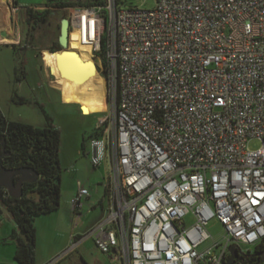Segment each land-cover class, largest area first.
<instances>
[{
	"label": "built area",
	"instance_id": "built-area-1",
	"mask_svg": "<svg viewBox=\"0 0 264 264\" xmlns=\"http://www.w3.org/2000/svg\"><path fill=\"white\" fill-rule=\"evenodd\" d=\"M47 9L65 15L68 48L77 34L90 50L115 105L106 140L92 139L89 154L99 168L109 153V203L63 255L91 239L121 264H223L231 246L244 254L239 246L259 245L264 0H155L150 10L49 0ZM88 196L79 187L70 200L77 216Z\"/></svg>",
	"mask_w": 264,
	"mask_h": 264
},
{
	"label": "rangeland",
	"instance_id": "rangeland-1",
	"mask_svg": "<svg viewBox=\"0 0 264 264\" xmlns=\"http://www.w3.org/2000/svg\"><path fill=\"white\" fill-rule=\"evenodd\" d=\"M14 1L21 7L20 11H15L16 5L13 4L14 13L18 15L19 12L14 25L20 35L10 45H0V111L9 121L36 128H43L50 123L59 135V208L35 219V264H121L99 252L91 239L84 241L73 252L63 255L69 247L70 235L83 233L99 215L98 205L102 204L106 208L109 203L105 197L103 199V187L111 177L109 153L107 152L106 159L99 168L92 166L89 156L91 140L95 139L91 134L99 126V120L106 118V126L109 128L114 124L115 105L104 72L101 74V70L95 65L98 74L105 80L106 102L102 107L90 108L77 101L63 103L56 86V77L43 64L42 55L56 42L59 36L57 27L65 15L60 13L55 17H48L45 25L36 27L28 37L24 22L25 11L21 9H38L49 4V0ZM118 4L122 8L150 10L155 6V0H118ZM108 131L105 128L99 138L106 140ZM247 146L254 151L260 147V143L252 140ZM79 187L86 188L91 196L89 201L82 202L80 217L73 213L70 203V197ZM92 203H96L97 207L91 211ZM186 223L192 224V218H187ZM14 230L16 228L11 217L1 209L0 264H16L13 259L16 243L10 240V234ZM208 230L216 240L222 234L221 226L214 221L209 223ZM239 247L242 251L253 249L249 245Z\"/></svg>",
	"mask_w": 264,
	"mask_h": 264
},
{
	"label": "trees",
	"instance_id": "trees-1",
	"mask_svg": "<svg viewBox=\"0 0 264 264\" xmlns=\"http://www.w3.org/2000/svg\"><path fill=\"white\" fill-rule=\"evenodd\" d=\"M44 7L46 9L42 11L26 8L24 22L28 37L36 27L45 25L48 17L53 14L47 9L49 4ZM47 50L59 51L58 41L56 40ZM106 125L97 127L91 136L100 137ZM82 148L84 150V142ZM2 152L7 154L1 161L5 169L29 168L38 174L36 182L22 185V196L19 199L11 198L4 189H0V214L1 209L5 210L16 228L10 234V240L16 243L13 259L16 264H35V219L59 208L61 182L59 135L50 123L43 128H36L21 122L9 121L0 111V154ZM252 250L262 252L264 240Z\"/></svg>",
	"mask_w": 264,
	"mask_h": 264
},
{
	"label": "bare ground",
	"instance_id": "bare-ground-1",
	"mask_svg": "<svg viewBox=\"0 0 264 264\" xmlns=\"http://www.w3.org/2000/svg\"><path fill=\"white\" fill-rule=\"evenodd\" d=\"M9 5V4H8ZM15 11H17L15 9ZM4 23V26H8L10 23V14L7 11L5 0H0V23ZM9 28V27H8ZM10 32V31H9ZM5 33V32H4ZM5 39V38H4ZM78 35H71V44L68 50L77 56L82 63L90 62L94 66V62L91 59L90 50L77 42ZM11 40L0 41L2 43H11ZM60 52H43L42 62L49 68L50 72L56 77V86L65 100L77 101L87 104L90 108L102 107L106 102V90L105 80L98 74L95 69L89 77L70 76L66 72L68 65L62 64L61 72L58 68V58Z\"/></svg>",
	"mask_w": 264,
	"mask_h": 264
},
{
	"label": "water",
	"instance_id": "water-1",
	"mask_svg": "<svg viewBox=\"0 0 264 264\" xmlns=\"http://www.w3.org/2000/svg\"><path fill=\"white\" fill-rule=\"evenodd\" d=\"M58 44L60 47V56L58 58V68L63 72L61 68L62 64L68 65L67 74L70 76L89 77L94 70V66L90 62L82 63L79 58L68 50V22L65 18L59 22V36ZM96 69V66H95ZM97 71V69H96ZM4 142H2L3 144ZM7 155L5 153L0 154V189H4L7 194L13 199H19L22 196V185L27 182L34 183L38 180V174L29 168H18L7 170L2 164V158ZM15 178L17 180L15 181ZM229 258L226 264H229L234 258H236V251L234 246L229 249ZM261 258V264L264 263V250L259 254Z\"/></svg>",
	"mask_w": 264,
	"mask_h": 264
},
{
	"label": "crops",
	"instance_id": "crops-1",
	"mask_svg": "<svg viewBox=\"0 0 264 264\" xmlns=\"http://www.w3.org/2000/svg\"><path fill=\"white\" fill-rule=\"evenodd\" d=\"M9 4V5H8ZM13 4H15L16 5V2L14 1V0H5V5H6V8H7V11L9 12V14H10V16H12V17H10V23L8 24V26H4V23L2 22V23H0V41H3V40H11V39H13V38H15L18 34L20 35V33H18L17 32V30L15 29V25H14V22H15V18H16V16H18L19 15V12H18V15L17 14H15L14 13V8H13ZM15 8H16V10H18V11H20V8L21 7H19V6H15ZM26 8H28V7H24V8H22L21 9V11L24 9V11H25V9ZM43 8H44V6L43 7H40V8H38L37 10H39V11H42L43 10ZM25 15V14H24ZM13 19V20H12ZM9 27V28H8ZM10 31V32H9ZM5 32V33H4ZM5 38V39H4ZM16 43H18V42H16ZM0 45L1 46H5V45H10V43L8 44V43H2V42H0ZM61 100H62V102L63 101H68V100H65L64 98H63V96L61 95ZM64 103V102H63ZM104 192H105V186L103 187V199H104ZM76 193H77V190L74 192V194L70 197V200L76 195ZM91 198V196H90V194H89V196H88V198H85L84 200H87V201H89V199ZM83 200V201H84ZM82 201V202H83ZM100 203V202H99ZM96 207H97V205H96V203H92L91 205H90V208H91V211L95 208L96 209ZM82 208H83V203H82ZM82 208H81V211H82ZM98 208L100 209V213H99V215L91 222V224H90V226L96 221V220H98L99 218H101L102 217V215H103V213H104V211H105V208L103 207V205L102 204H99L98 205ZM81 211H80V213H81ZM78 217H80V214L78 215ZM82 224V223H81ZM80 224V225H81ZM76 234H82V233H76ZM111 261H113L114 262V260H113V257L112 256H110V258H109Z\"/></svg>",
	"mask_w": 264,
	"mask_h": 264
},
{
	"label": "flooded vegetation",
	"instance_id": "flooded-vegetation-1",
	"mask_svg": "<svg viewBox=\"0 0 264 264\" xmlns=\"http://www.w3.org/2000/svg\"><path fill=\"white\" fill-rule=\"evenodd\" d=\"M55 16H56L55 14H51L50 17H55ZM57 28L59 30V26ZM260 253L261 251L252 250L249 251L248 253L237 254L236 258H234L229 264H261V258L259 256ZM227 261L228 258L223 262V264H226Z\"/></svg>",
	"mask_w": 264,
	"mask_h": 264
},
{
	"label": "clouds",
	"instance_id": "clouds-1",
	"mask_svg": "<svg viewBox=\"0 0 264 264\" xmlns=\"http://www.w3.org/2000/svg\"><path fill=\"white\" fill-rule=\"evenodd\" d=\"M44 8H45V7H44ZM37 11H39V10H37ZM53 14L57 15L58 13H57V14H56V13H53ZM237 254H238V253H237Z\"/></svg>",
	"mask_w": 264,
	"mask_h": 264
}]
</instances>
